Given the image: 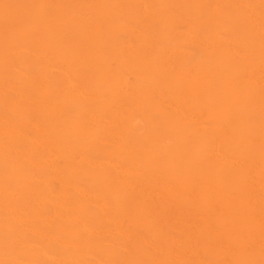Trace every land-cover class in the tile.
<instances>
[{
	"label": "bare ground",
	"instance_id": "6f19581e",
	"mask_svg": "<svg viewBox=\"0 0 264 264\" xmlns=\"http://www.w3.org/2000/svg\"><path fill=\"white\" fill-rule=\"evenodd\" d=\"M0 264H264V0H0Z\"/></svg>",
	"mask_w": 264,
	"mask_h": 264
}]
</instances>
